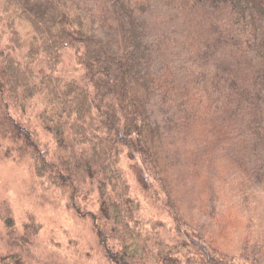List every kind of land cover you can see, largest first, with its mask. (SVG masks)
Segmentation results:
<instances>
[{"label":"trees","instance_id":"16d2710c","mask_svg":"<svg viewBox=\"0 0 264 264\" xmlns=\"http://www.w3.org/2000/svg\"><path fill=\"white\" fill-rule=\"evenodd\" d=\"M0 1V149L109 263L264 264V0ZM67 49L80 78L36 71ZM3 208L0 264H23Z\"/></svg>","mask_w":264,"mask_h":264},{"label":"rangeland","instance_id":"374dc122","mask_svg":"<svg viewBox=\"0 0 264 264\" xmlns=\"http://www.w3.org/2000/svg\"><path fill=\"white\" fill-rule=\"evenodd\" d=\"M1 8L0 1V17ZM3 24L0 23V29ZM41 70L66 79H78L83 74L78 57L71 49L63 52L62 63L56 67L42 57L36 64V71L40 73ZM24 105L26 116L22 112L17 115L25 124L28 123L29 128L37 131L42 142L52 145L51 136L35 120L42 108L41 101H28ZM11 115H16L13 107ZM125 166L131 183L140 188L132 164L125 162ZM4 205L2 211L6 214L5 210H9L5 217L12 219L11 226L17 232L13 243L20 244L21 236H27L31 241L24 250L17 248L9 252V255L16 253L23 264H111L104 255L91 219L80 217L74 208L68 206L64 197L43 193L30 159L19 161L6 157L0 149V209ZM5 234L0 210L2 241L7 240ZM3 249V252L7 251L6 245Z\"/></svg>","mask_w":264,"mask_h":264}]
</instances>
